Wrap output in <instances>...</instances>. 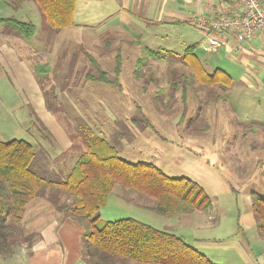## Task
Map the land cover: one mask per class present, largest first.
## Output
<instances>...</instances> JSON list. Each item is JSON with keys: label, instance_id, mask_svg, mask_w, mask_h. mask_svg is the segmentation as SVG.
Listing matches in <instances>:
<instances>
[{"label": "rangeland", "instance_id": "1", "mask_svg": "<svg viewBox=\"0 0 264 264\" xmlns=\"http://www.w3.org/2000/svg\"><path fill=\"white\" fill-rule=\"evenodd\" d=\"M15 5L18 7L15 8ZM109 12L111 10H87L84 17L89 20V25L83 30L81 27L83 32H78L77 27L62 29L59 31L61 34L56 33L55 42H51L45 39L55 34L41 32L44 20L32 0H25L22 4L14 0H0V17L13 16L35 25L37 31L32 39L8 37L7 43H22V46H15L21 58L31 68L34 62V66H39L41 86L46 92V106L51 108L56 117H62L68 128L70 126L65 117H111V120L112 117H121L118 133L114 131L116 137L113 134V142L109 143L118 144L119 141L120 144L114 146V149L122 159L132 163H152L169 177H185L198 183L211 197L212 212H221V226L231 225L237 212L252 215L250 193L264 195L263 82L258 81L255 89L240 82L242 70L238 66L222 63L217 56L205 51L208 45L206 42L203 44L206 46L205 50L200 45L205 37L196 26L152 27L154 31L162 32L161 39L147 34L141 26L143 31L136 37H130L126 32V37L132 38L128 39L130 43L119 42L118 36L114 37L118 42L110 41L111 38L96 27ZM84 17L83 11L77 8L75 21L78 23ZM107 25L110 26V23L105 25L110 28ZM4 27L1 25L0 29ZM1 38L4 40V35ZM134 39L139 43H133ZM189 46L195 47L193 53L202 63L207 75L213 74L207 68V62L216 63V66L228 72L232 77L229 89L225 91L222 87H205L199 81L191 83V70L179 59ZM46 47H51L50 54L47 59H42L43 55L40 54H44ZM34 49L41 50L40 56L29 57ZM145 49L165 50L171 56L155 61L144 56ZM81 51H86V55ZM117 53L121 59V75L118 78L122 84L120 89L99 82L92 84L85 79V75H96L95 68L89 64L92 59H96L98 67L112 80L116 61L114 57ZM140 57L146 58V62L138 71L135 63ZM56 61V69H47L51 62L54 64ZM59 69L60 72L55 76ZM138 72H141V77H137ZM80 82L83 85L97 86L96 94L102 98L94 95L95 92L92 97L87 93L80 94L77 91ZM84 87L87 86L80 87V92L85 90ZM4 90H0V105L3 103ZM226 93L228 102H220V106L232 116L210 115V106L223 100L222 96ZM157 98L160 105L157 104ZM16 109L24 114L22 125L31 126L32 121H29L32 120L31 114L34 115L31 107L20 105ZM15 115L20 117V112ZM124 117H143L148 120L151 129L145 125L133 124L131 133L126 129ZM178 117H182L181 124L178 123ZM106 133L108 135L110 131ZM71 134L82 135V131L72 127ZM40 142L43 144L47 141L40 139ZM70 157V154L65 156L66 159ZM43 174L50 177L45 171ZM43 174L39 173L40 176ZM116 191L127 193L117 186L114 193ZM51 194L59 195L62 201L64 199L60 191ZM131 195L136 199L152 201L149 197L135 193ZM125 200L115 194L111 195L101 210V223L124 218L138 220L140 216H146L147 219L140 220L142 223L155 229L156 225L161 226L164 219L162 216L150 214L151 212L127 204ZM149 216L154 217L157 223H147L152 222Z\"/></svg>", "mask_w": 264, "mask_h": 264}, {"label": "crops", "instance_id": "2", "mask_svg": "<svg viewBox=\"0 0 264 264\" xmlns=\"http://www.w3.org/2000/svg\"><path fill=\"white\" fill-rule=\"evenodd\" d=\"M17 7L15 5V8ZM77 8L83 11V17L87 10H111V13L106 14L107 16H104L102 23H98L96 27L102 30L105 36L108 35L111 38L110 41L118 42V40H114V37L118 36L119 42L123 43H130L128 39H132L126 37V32L130 37H136L143 31L141 26L145 28L144 31L147 34L161 39L162 32L154 31L152 27L159 26L162 28V26L181 25L194 27L196 24L193 21L196 18L215 21L222 16L237 15L240 11L238 0H77ZM104 21L109 22L104 23ZM74 22L75 25L71 28L77 27L78 32H83L85 26L89 25V20L86 17L82 18L78 22L79 24L75 19ZM109 23L110 26L107 25V27L110 28H106L105 25ZM1 25L5 27L0 29V90L5 89V94L3 95V103L0 105V129L3 128L0 130V141L23 140L29 143L37 154V159L33 165L34 169L40 170V172L46 171L61 180H65L77 160L87 149V146L81 142L80 135L72 136L71 128L83 129V126H87L95 136L105 138L107 142L112 143L111 137L114 131L118 133L121 117H112L113 120L111 117H106V119L105 117H65L70 126L68 128L63 122L65 120L62 117H56V114L46 106L45 91L40 81L42 77L39 78V66H34V62L33 66L30 64L31 68L23 57L21 58V54L15 46H22V43L17 42L12 45L7 43L8 37L20 38L21 36L10 31L7 24L0 22ZM81 27H83L82 30ZM36 31L35 27V34ZM41 32L50 34L43 28ZM201 33H203L202 30ZM57 34L50 36L45 41L55 42ZM2 35H4V40L1 38ZM223 41L224 43L214 51L212 49L205 50L206 46L203 45L206 42L205 38L200 45L205 51L211 52L209 54H214L217 59H221L222 63L226 62L238 66L237 68L242 70V74L239 76L240 82L244 85L255 89L257 82L261 81L264 89V35L254 34L238 40L234 33H227ZM133 43L139 42L134 39ZM50 49L51 47H46L44 54H40L44 57L41 56L42 59L48 58ZM81 52L84 53V56L86 55V51ZM39 53H41L40 49H34L29 57L40 56ZM91 57L93 58V56ZM94 60L96 61V59ZM57 64V61L54 64L51 62L47 69L54 70ZM89 64L95 68L97 74L96 66L92 62ZM207 64L210 72L220 69L216 63L207 62ZM99 68L101 69L100 66ZM222 71L228 74L227 71ZM59 72L60 69L56 71L55 76ZM90 83L95 84L97 82ZM83 86L87 87H84L85 90L82 89L80 92V87ZM120 86L122 87L121 83ZM77 87L80 94L87 93L92 97V93L95 92L94 95L102 98L96 94L97 86L83 85L80 82ZM217 88L221 89L220 86ZM227 89L223 90L226 91ZM222 99L210 106V115L232 116L228 110H223L220 106V102L225 104L228 102L227 93L222 96ZM20 105H29L34 113V115L31 114L32 120L29 123L32 121V124L29 127L22 125L24 114L22 115L20 109H16ZM19 112L20 117H16L15 113ZM130 118L124 117L123 122L127 126L126 129L131 132L134 125L132 118ZM178 118V123L181 124L182 117ZM147 127L151 129V126ZM6 129L11 130L2 131ZM106 131H110L109 136ZM114 136L116 137L115 134ZM75 137L77 138L75 139ZM40 139L47 142L42 144ZM118 144H120L119 141ZM118 144L114 142L113 145L117 146ZM69 154L71 155L70 159H66L65 156ZM115 188L108 198L115 194L125 198L127 204H132L141 210L151 212L150 214L157 215L151 210L153 201L143 198L136 199L131 195L132 193L127 191V193L121 191L114 193ZM68 206L69 201L66 197L63 201L60 198L57 205L45 196L29 202L25 208L20 227L25 234L33 235L31 242L14 247L8 257L0 256V264H88L84 258V230L67 211ZM103 207L98 212L99 222H101L100 216ZM212 210L213 205L207 212L195 211L172 217L162 216L164 219L160 224L161 226L156 225V227L161 231L182 238L187 245L205 256L212 264H264V239L257 232L253 214L237 212L231 225L224 227L220 225L221 212L213 213ZM137 219L140 221L147 218L140 216ZM150 219L152 222L147 223H157L154 217H150Z\"/></svg>", "mask_w": 264, "mask_h": 264}, {"label": "trees", "instance_id": "3", "mask_svg": "<svg viewBox=\"0 0 264 264\" xmlns=\"http://www.w3.org/2000/svg\"><path fill=\"white\" fill-rule=\"evenodd\" d=\"M23 1L15 0L19 4ZM32 1L44 20L43 29L48 33L53 35L75 25L77 0ZM0 22L26 39L35 34V26L30 22L14 18H1ZM194 49V46L186 47L179 58L191 70V83L199 81L205 87H230L232 79L224 71L215 69L212 75L205 73ZM167 54L170 53L165 50L145 49L144 56L162 61L171 56ZM115 60L112 80L94 59L91 62L98 73L85 75V79L120 89L119 54ZM145 62L144 57L136 60L138 71ZM136 75L141 77V72ZM157 104L160 105L158 98ZM137 117H132L133 124L149 125L148 120ZM78 130H83L80 139L87 149L65 180L46 171L50 177L44 176L43 172L42 176L39 175L40 170L33 167L37 154L29 143L23 140L0 141V256L8 257L14 247L31 242L33 235L25 234L20 227L27 204L45 196L57 205L60 197L51 193L60 191L69 201L67 211L84 230V258L88 264H212L182 238L135 219L99 222L98 212L116 186L151 198V210L163 217L207 212L212 208V202L196 182L185 177H169L150 163L128 162L117 155L113 144L95 136L89 127ZM249 199L257 232L264 239V195L251 192Z\"/></svg>", "mask_w": 264, "mask_h": 264}, {"label": "built area", "instance_id": "4", "mask_svg": "<svg viewBox=\"0 0 264 264\" xmlns=\"http://www.w3.org/2000/svg\"><path fill=\"white\" fill-rule=\"evenodd\" d=\"M237 15L222 16L215 21L196 18V26L202 30L208 49L213 51L223 43L227 33H234L238 40L254 34L264 35V0H238Z\"/></svg>", "mask_w": 264, "mask_h": 264}]
</instances>
